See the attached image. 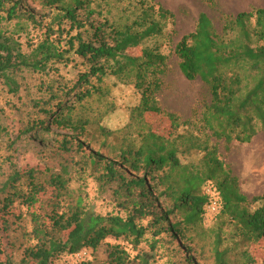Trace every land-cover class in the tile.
<instances>
[{
	"label": "trees",
	"instance_id": "obj_1",
	"mask_svg": "<svg viewBox=\"0 0 264 264\" xmlns=\"http://www.w3.org/2000/svg\"><path fill=\"white\" fill-rule=\"evenodd\" d=\"M22 1L0 0V76L8 90L17 95L22 85L18 78L27 71L59 75V67L78 62L76 56L86 66L85 73L71 87L56 77L43 86L42 95L33 101L34 108H42V117L29 120L23 134H37L47 127L82 134L89 120L73 118L76 103L82 104L84 99L101 93L100 83L109 74L134 84L142 93L137 107L139 121L143 122L147 112L162 113L158 93L165 85L169 58L158 45L146 44L143 48L142 44L162 35L169 23H175L172 11L162 5L156 8L155 0H140L138 4L122 6L119 9L122 15L110 18L106 16L114 8L110 0H29L54 14L53 20L45 25L44 37L25 51L16 34L4 28L7 21L33 17L20 10ZM81 12L87 15V38L81 31L86 27ZM67 20L69 28L63 26ZM52 24H59V35ZM74 30L77 33L71 35ZM137 48L142 49V54H133ZM175 53L184 76L189 80L200 79L210 93V101L202 106L198 123L185 122L189 130L193 126L202 137L172 133L167 137L151 127L141 130L140 144H128L116 154L117 161L107 162L103 173L105 185L119 181L126 191L127 198L118 213L91 211L80 195L60 212L58 206L63 199L74 196L67 168L54 171L50 167L45 170L14 167L0 182V213L18 200L29 207L36 205L49 187L57 191L47 219L40 213L30 214L35 242L25 249L23 264H54L64 254L97 249L110 238L127 242L137 250L149 232V225L142 223L148 218L156 228L155 235L165 232L171 240H181L193 253H203L201 256L206 249L201 243L205 231L200 233L199 229L206 222L215 224L216 264H230L229 248H221L226 241L225 226H232L231 237L238 236L249 243L264 240V192L249 199L230 165L220 158L221 143L230 151L234 142L249 143L264 131V7L230 16L221 32L207 13H200L196 29L181 38ZM75 89L72 99L62 105L63 97ZM48 106L51 109L47 110ZM56 107H61L60 112ZM48 116L51 120L45 126ZM169 116L175 118L173 114ZM105 129L104 132L111 133ZM1 132L2 129L0 135ZM187 153L203 154L196 160L185 161L181 155ZM97 155L104 160L102 154ZM23 179L27 192L18 188ZM207 186L219 192L220 211L216 216L208 212ZM161 198L168 201L167 206L161 204ZM158 242L154 240L153 245ZM108 251L107 262L85 260L83 264L131 261L128 246L108 243ZM243 255L247 259L244 264L255 262L247 249ZM147 256L139 254L134 258H139L140 264H148ZM0 264H14L13 251L7 252L1 241ZM184 264L196 263L186 253Z\"/></svg>",
	"mask_w": 264,
	"mask_h": 264
},
{
	"label": "rangeland",
	"instance_id": "obj_2",
	"mask_svg": "<svg viewBox=\"0 0 264 264\" xmlns=\"http://www.w3.org/2000/svg\"><path fill=\"white\" fill-rule=\"evenodd\" d=\"M110 1L114 4L112 13H106V16L110 18H118L122 15L119 10L122 6H131L140 2V0ZM215 2L211 5L207 0L153 1L154 4L157 3L156 8L162 5L172 11L176 18L174 24L167 25L162 35L148 39L145 44H142L143 48L146 44L158 45L169 58V71L165 76V85L158 93L163 111L158 114L145 113L143 122L139 121L140 118L137 116V107L141 102L142 93L134 84L124 83L115 75L109 74L103 77L100 83V88L103 90L101 93L84 99L82 104L76 103L73 118L76 120L84 117L85 120L87 118L89 120L82 134L76 135L71 131L47 127L40 133L25 135L22 132L27 128L29 120L42 117V108H34L33 101L42 95L43 86L56 77L61 80V83L71 87L78 82L80 75L85 73L86 66L80 57L76 56L78 62L71 63L68 67H59V75L57 72L48 75L24 72L18 78L22 85L17 95L8 90L3 77L0 76V129L3 130L0 135V182L9 176L14 167L38 170L50 167L54 171H60L64 167L69 170L71 178L69 188L74 196L63 199L58 206L60 212L65 211L67 206L75 202L80 195L84 199V205L91 211L103 214L118 213L121 203L127 198L126 191L119 181L105 185L103 173L106 171L107 162L114 160L116 154L128 144L135 146L140 144L141 130L151 127L155 132L167 137L171 133L184 134L187 137L190 134L202 137L197 134L193 126H190L189 130L185 122L198 123L202 106L210 101V93L200 79L189 80L184 76L179 67L180 60L175 53L176 44L184 35L196 29L200 13H207L215 28L221 32L230 16L264 7V0H215ZM150 3L153 4L152 1ZM20 10L27 12V16L31 13L33 17L24 16L21 19L7 21L4 28L15 33L24 50L27 51L44 37L45 25L53 20L54 13L29 0H23L20 3ZM80 14L86 22L85 29L81 31L87 38V15L83 12ZM52 25L56 30L55 34L59 35V24ZM63 26L69 28V21H65ZM76 33L77 30H74L71 35ZM66 37L65 32L63 42ZM133 54H142V49L133 50ZM75 92L76 89L70 95L63 97L61 104L65 105L72 99ZM56 108L55 110L60 112L61 107ZM49 109L51 106L47 107V110ZM170 114L175 115V118L169 116ZM50 120L51 117L48 116L45 126H48ZM103 129L111 133H106ZM212 141L214 142V139ZM64 144L67 146L64 147ZM220 150L221 160L230 165L234 175L239 178L242 192L249 199L261 195L264 192V131H260L249 143L234 142L230 151L225 150L224 144L221 143ZM97 154H102L104 160ZM202 154L187 153L181 157L185 161H190L196 160ZM25 181L23 179L18 187L23 192L28 190ZM56 193L54 187H49L46 194L40 195L36 205L29 207L18 200L8 210L0 213V241L6 245L7 252L13 251L14 264H23L25 249L35 242L31 236L33 229L31 212L40 213L47 219V213L52 210ZM167 202L165 198H161V204L167 206ZM150 220L151 218H148L142 222L144 225H149V232L137 250H133L131 245L129 247L127 242L110 238L109 242L100 245L97 249H88L86 254L83 252L77 255L64 254L54 264H83L85 260L107 262L108 243L128 246L131 261H134L127 264H140L139 258H134L139 254L149 256H147L148 264H184L186 253L192 256L196 264H216L213 252L215 224L210 225V222H206L199 229L200 233L205 231L201 243L206 246V249L201 256L203 253L201 255L200 252L193 253L181 240L173 241L165 232L155 235L156 228L151 225ZM224 228L226 241L222 243L221 248H229L230 264H244L247 259L243 251L246 249L255 260L252 264H264V240L249 243L241 237H231L232 226L227 225ZM154 240L159 242L153 245Z\"/></svg>",
	"mask_w": 264,
	"mask_h": 264
},
{
	"label": "built area",
	"instance_id": "obj_3",
	"mask_svg": "<svg viewBox=\"0 0 264 264\" xmlns=\"http://www.w3.org/2000/svg\"><path fill=\"white\" fill-rule=\"evenodd\" d=\"M206 193L210 196V202L208 205V212L211 216H216L220 211V196L215 187L207 186ZM86 254V252H83ZM81 255V254H80Z\"/></svg>",
	"mask_w": 264,
	"mask_h": 264
},
{
	"label": "bare ground",
	"instance_id": "obj_4",
	"mask_svg": "<svg viewBox=\"0 0 264 264\" xmlns=\"http://www.w3.org/2000/svg\"><path fill=\"white\" fill-rule=\"evenodd\" d=\"M261 157H263L262 155H261ZM255 168V167H254ZM251 169V168H250ZM249 171V170H248ZM252 173V172H251ZM255 174V173H254ZM260 174V173H259ZM261 175V174H260ZM256 177V176H255Z\"/></svg>",
	"mask_w": 264,
	"mask_h": 264
}]
</instances>
